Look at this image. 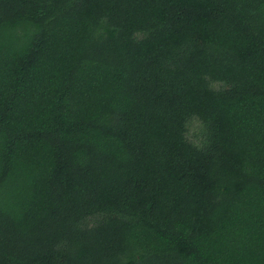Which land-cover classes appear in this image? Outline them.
Returning <instances> with one entry per match:
<instances>
[{
  "label": "trees",
  "instance_id": "trees-1",
  "mask_svg": "<svg viewBox=\"0 0 264 264\" xmlns=\"http://www.w3.org/2000/svg\"><path fill=\"white\" fill-rule=\"evenodd\" d=\"M0 264H264V0H0Z\"/></svg>",
  "mask_w": 264,
  "mask_h": 264
},
{
  "label": "rangeland",
  "instance_id": "rangeland-1",
  "mask_svg": "<svg viewBox=\"0 0 264 264\" xmlns=\"http://www.w3.org/2000/svg\"><path fill=\"white\" fill-rule=\"evenodd\" d=\"M193 126H196V124H194Z\"/></svg>",
  "mask_w": 264,
  "mask_h": 264
}]
</instances>
